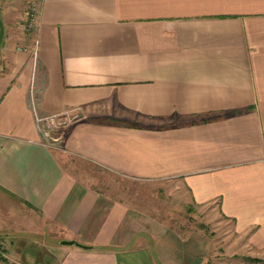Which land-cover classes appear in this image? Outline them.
Listing matches in <instances>:
<instances>
[{"label": "crops", "instance_id": "0c3cea01", "mask_svg": "<svg viewBox=\"0 0 264 264\" xmlns=\"http://www.w3.org/2000/svg\"><path fill=\"white\" fill-rule=\"evenodd\" d=\"M9 42L6 261L199 264L196 241L69 173L67 156L132 180H175L264 253V0H37L32 43ZM60 113L77 116L44 138L34 114ZM27 231L50 239L30 249Z\"/></svg>", "mask_w": 264, "mask_h": 264}, {"label": "rangeland", "instance_id": "374dc122", "mask_svg": "<svg viewBox=\"0 0 264 264\" xmlns=\"http://www.w3.org/2000/svg\"><path fill=\"white\" fill-rule=\"evenodd\" d=\"M36 12L37 0H0L2 41L5 38L24 45L32 43ZM30 13L32 25L27 27ZM9 43L14 48L16 43ZM1 66L3 63L0 58ZM61 162L66 171L91 182L104 195L120 199L149 218L165 223L182 238L196 241L199 248L205 249L199 258V264H264V253L252 250L242 237L232 233L231 224L219 217L214 206L193 205L175 180H132L72 156L63 157ZM22 237L30 249L37 247L34 240L50 239L47 233L43 235L33 231L23 233ZM0 249V257L3 258V244H0ZM249 258H256L258 261H246ZM2 263L15 264L6 260Z\"/></svg>", "mask_w": 264, "mask_h": 264}, {"label": "built area", "instance_id": "2783aa9c", "mask_svg": "<svg viewBox=\"0 0 264 264\" xmlns=\"http://www.w3.org/2000/svg\"><path fill=\"white\" fill-rule=\"evenodd\" d=\"M34 6V5H32ZM32 10V8H31ZM31 14L29 15V22L27 27H30L31 24ZM76 114H67V113H60V114H46V115H35V121L40 125V133L44 138H48L49 132L56 127H60L62 125L67 124L73 118H75ZM1 252V249H0Z\"/></svg>", "mask_w": 264, "mask_h": 264}, {"label": "water", "instance_id": "95a60500", "mask_svg": "<svg viewBox=\"0 0 264 264\" xmlns=\"http://www.w3.org/2000/svg\"><path fill=\"white\" fill-rule=\"evenodd\" d=\"M2 36H3V25L0 19V47L3 45ZM60 243L61 244H74V242L71 240H61Z\"/></svg>", "mask_w": 264, "mask_h": 264}, {"label": "trees", "instance_id": "16d2710c", "mask_svg": "<svg viewBox=\"0 0 264 264\" xmlns=\"http://www.w3.org/2000/svg\"><path fill=\"white\" fill-rule=\"evenodd\" d=\"M0 261L5 262L4 258H1V257H0ZM246 261H249V262H257L258 260L256 258H249Z\"/></svg>", "mask_w": 264, "mask_h": 264}]
</instances>
